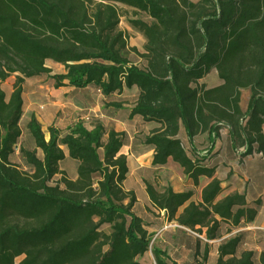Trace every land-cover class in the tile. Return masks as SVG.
Here are the masks:
<instances>
[{
  "label": "trees",
  "instance_id": "1",
  "mask_svg": "<svg viewBox=\"0 0 264 264\" xmlns=\"http://www.w3.org/2000/svg\"><path fill=\"white\" fill-rule=\"evenodd\" d=\"M119 3L151 18L130 21L146 39L145 52L130 48L118 28ZM129 51L140 61L129 59ZM47 60L65 66L53 75L55 88L93 86L119 117L128 111L129 119L157 123L140 137L154 147L153 165L171 159L195 186L210 180L198 201L192 190L146 184L167 220L204 236L203 260L216 241L215 264H264V251L245 246V231L232 233L255 221L256 207L245 193L221 196L216 166L209 164L224 126L244 155H264V0H0V264H140L149 249L155 264H180L152 244L134 211L136 193L123 186L126 131L77 121L65 131L50 125L47 138L32 116L35 147H20L29 170L11 162L22 133L24 80L50 73ZM213 70L220 84L206 87L200 81ZM16 72L7 98L2 84ZM134 86L131 107L109 99ZM242 89L251 91L246 110ZM207 131L211 146L203 153L194 139ZM63 147L78 164L75 179L61 170Z\"/></svg>",
  "mask_w": 264,
  "mask_h": 264
},
{
  "label": "rangeland",
  "instance_id": "2",
  "mask_svg": "<svg viewBox=\"0 0 264 264\" xmlns=\"http://www.w3.org/2000/svg\"><path fill=\"white\" fill-rule=\"evenodd\" d=\"M197 1V0H194ZM121 18L118 24V28L123 30L128 38L136 36L138 33H141L138 29L132 27L130 21L132 18L140 17L145 21L150 22L151 18L143 13L135 14L134 9L130 8L121 3L118 4ZM128 28V29H127ZM131 48V46H129ZM128 58L132 61L139 62L140 58L133 51L128 52ZM46 66L50 70V73H45L41 77H31L24 80L23 86L25 88V100H26V111L21 119V137L19 138L18 144L15 146V153L11 156V162L20 167L23 170H29V167L25 164L22 157L20 147H24L29 150H33L35 147V141L33 135L29 131L30 118L34 116L39 122L40 127L47 138H49L48 128L50 125H53L55 128L60 129L61 131L66 130V123H63L62 120H59V113L62 109V100L66 94L63 91L57 90L54 87V74H60L65 72V66L62 63H56L51 60H47ZM212 71V74L206 79V86L216 85L220 82L219 75ZM214 72V73H213ZM16 72L15 74L9 76L2 84V88L6 93L7 98L10 96L13 89V85L16 81ZM251 91L249 89H242L241 91V100L246 109L248 99L250 97ZM137 95L136 89L124 91L120 97H111V101H122L128 105H132L135 101ZM102 96L98 92L93 90H83L82 93L77 94L76 100L80 104L85 105L81 112L84 114L94 113L91 108H94L97 113L100 112L99 104L102 100ZM93 103V104H91ZM100 105V104H99ZM98 106V108H97ZM49 114V115H48ZM89 120L87 126L91 128L96 121L93 120V117H88ZM83 121L84 120H79ZM87 121H85L87 123ZM105 127H114L116 130H124L129 133L131 141H134L133 138L136 137V134H148L153 128V124H147L142 122L140 119L131 121V122H116L111 119L106 118L101 120ZM264 129V125H263ZM136 139V138H134ZM211 138L208 141L210 142ZM205 142V141H204ZM204 142H199V146H203ZM136 143V142H135ZM64 148V147H63ZM122 152L127 156V161L129 162V173L127 180L123 183V186L127 190H132L136 193L137 203L135 204L134 211L140 215L143 220L146 222V226L150 233L153 235L152 244L157 245L161 248H166L170 251L171 255L178 259L179 261H195L196 264H215V248L213 245L209 247L210 255L207 260H203V245L199 243L198 247L201 249L198 256L195 254V245L196 236L189 235L187 232L196 234L190 231L187 228L180 227L176 221H169L166 218L165 211L159 210L156 206L151 204L148 191H146V184L149 182L153 186L161 191L166 186L171 185L175 191L181 190H192L194 192L192 200L198 201L201 198V188L206 183V179L203 177L200 180L199 185H194L193 181L187 176L184 175L182 167H180L176 162L169 159L168 163L164 166H155L151 162L152 153L145 152L143 154H131V151L127 147H122ZM41 155V151H39ZM78 164L70 159L65 157L62 162H60V167L62 171H65L66 175L69 178L75 179L77 174ZM221 196H224L226 193H220ZM259 225L260 230L264 232V210H262L259 220L256 223ZM102 229L106 232H109V225H104ZM197 235V234H196ZM248 247H252L256 250L260 249L264 251V237L260 240H254L253 237H250L248 240ZM186 245L188 250L189 246L193 252H185L182 249V246ZM192 253H194L192 255ZM140 264H155V257L151 249L146 253L138 257Z\"/></svg>",
  "mask_w": 264,
  "mask_h": 264
},
{
  "label": "crops",
  "instance_id": "3",
  "mask_svg": "<svg viewBox=\"0 0 264 264\" xmlns=\"http://www.w3.org/2000/svg\"><path fill=\"white\" fill-rule=\"evenodd\" d=\"M128 29V28H127ZM145 42L146 39L144 37V35L142 33H138L136 36L134 37H130L128 44L129 46H131V48H133V46H135L139 52H145ZM216 74H218V72L214 71ZM213 72V73H214ZM212 74V72L203 80L200 81V83L205 84L206 83V79ZM41 77V76H38ZM54 83H55V79H54ZM220 82H218L216 85H219ZM214 85H210V86H206V87H211ZM24 87V86H23ZM57 90L63 91L65 95V97H63L62 102V109L61 112L59 113V120L63 123H66L67 125H71V124H75L77 121L79 120H84L87 121L89 120L88 117H93V120L96 121V123H102L99 122L101 120H105L106 118L111 119L113 121L116 122H123V121H127V122H131V121H135V120H142V118H140L139 116H135L133 117V119H129L128 118V111L123 115L119 117V112H112L109 109L106 108V101L104 96L102 95V93H100L98 90H96L93 86L90 87H85V88H78V89H74L71 86H67V85H63L60 88H56ZM93 90L99 93L100 96H102V100L99 104H97L98 106H100V112L97 113L95 111L94 108H91L90 111L92 110L94 113H87L84 114L81 112V109L85 106L83 104H80V102H78L76 100L77 94L82 93L83 90ZM132 90L136 89V91L138 92V88L136 86H134L133 88H131ZM128 89V90H131ZM126 91V90H125ZM25 88H24V101H25V110L26 111V100H25ZM249 102V101H248ZM93 104V103H91ZM126 106H132V105H128L125 103ZM97 106V108H98ZM248 106V103H247ZM246 106V109H247ZM241 107L243 110L244 109V105L242 104V100H241ZM109 111L112 114H109ZM24 115V114H23ZM49 115V114H48ZM31 119V118H30ZM147 124L152 123L153 127L157 126L158 124L150 121V122H144ZM85 124H88L85 122ZM95 125V124H94ZM118 131V130H117ZM129 134V133H128ZM144 134H136L133 140L131 141L130 144L124 146L130 149L131 154L137 153V154H143L145 152H150L153 155V151H154V147H150V146H144L141 143L140 137H142ZM209 133L207 132H200L199 134H197L195 136L194 139V143L196 146L199 147V149L203 150V153H206L207 150L210 148L211 143L208 141L209 140ZM131 139V137H130ZM205 141V142H204ZM199 142H204L203 146H199L198 143ZM215 148L213 152H216L215 156H213L212 158H210V162L209 164L212 166H216V171H215V176L217 178L220 179L221 183L219 186L220 189V193L225 192L226 194L231 193V192H241V193H245L246 194V199L247 202L253 206L256 207L257 209V215H256V219L253 223H250L246 226H242L239 229L234 230L232 233H236L238 231H245L246 233V242H245V246L247 248H251L254 249L252 247H248L249 243L248 240H250V237H253L254 240H260L262 239V237H264V232H262L260 230L259 225H257L256 223L259 220V216L262 212V210H264V155L262 152H256V150H254L251 154H247L244 155L246 152V148L244 146H236L232 140H231V136L229 134V130L226 126L220 128V133L218 136H216V140H215ZM65 149V148H64ZM65 155L66 157H68V151L67 149H65ZM152 159V156H151ZM128 177V176H127ZM207 181L205 184H207L210 180L205 178ZM204 184V185H205ZM225 194V195H226ZM183 227V226H182ZM185 228V227H184ZM187 234H189L190 236H196V240L197 237L200 235H196V234H192L190 232H187ZM202 238V240L200 241V244H202L203 246L205 245V239L204 236H200ZM198 242V241H196ZM216 241H212L211 245H213V248H215V255L217 257V245L215 243ZM197 244V243H196ZM199 245V244H198ZM186 245L183 244L182 249H184L185 252H193V250L191 249L192 247H188L189 249L187 250L185 247ZM197 245H195V254L192 253V255L194 254V258L197 255ZM200 249V248H199ZM256 250V249H254ZM201 251V249H200ZM258 252H261L262 250H256ZM198 256V255H197ZM215 257V258H216ZM176 259V258H175ZM180 264H196L195 261H179L178 259H176Z\"/></svg>",
  "mask_w": 264,
  "mask_h": 264
},
{
  "label": "built area",
  "instance_id": "4",
  "mask_svg": "<svg viewBox=\"0 0 264 264\" xmlns=\"http://www.w3.org/2000/svg\"><path fill=\"white\" fill-rule=\"evenodd\" d=\"M100 92V91H99Z\"/></svg>",
  "mask_w": 264,
  "mask_h": 264
}]
</instances>
